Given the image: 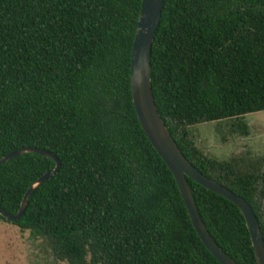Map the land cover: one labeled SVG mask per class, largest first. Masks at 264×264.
I'll list each match as a JSON object with an SVG mask.
<instances>
[{"label":"trees","instance_id":"1","mask_svg":"<svg viewBox=\"0 0 264 264\" xmlns=\"http://www.w3.org/2000/svg\"><path fill=\"white\" fill-rule=\"evenodd\" d=\"M140 0H0V158L49 152L57 172L6 222L49 249L44 264H220L194 231L172 174L136 118L129 91ZM151 95L168 134L206 178L251 208L264 247V170L218 160L186 128L264 111V0H162L149 54ZM54 162L0 164V209L14 215ZM197 214L235 264H255L243 218L187 179Z\"/></svg>","mask_w":264,"mask_h":264},{"label":"water","instance_id":"2","mask_svg":"<svg viewBox=\"0 0 264 264\" xmlns=\"http://www.w3.org/2000/svg\"><path fill=\"white\" fill-rule=\"evenodd\" d=\"M162 0H140L136 29L131 45L129 68V91L131 103L138 123L148 142L173 176L178 192L185 206L189 221L202 244L220 264H235L212 241L197 214L187 179L211 191L234 205L240 212L253 249L255 264H264V247L257 220L250 206L240 197L234 195L220 184L206 178L184 158L174 140L168 134L156 110L150 89L149 54L155 31L159 24ZM37 154L54 162L51 171L40 176L23 194L19 209L14 215H8L0 209V216L6 222L18 220L25 208L31 192L44 181L53 176L59 162L53 154L22 148L0 158V164L23 154Z\"/></svg>","mask_w":264,"mask_h":264},{"label":"rangeland","instance_id":"3","mask_svg":"<svg viewBox=\"0 0 264 264\" xmlns=\"http://www.w3.org/2000/svg\"><path fill=\"white\" fill-rule=\"evenodd\" d=\"M243 121L247 125L245 136L233 130V120L203 123L186 130L194 146L206 156L218 160L233 157L256 161L259 171H263L264 111L247 114ZM44 263H50V255L42 240H31L28 232H21L8 223H0V264Z\"/></svg>","mask_w":264,"mask_h":264}]
</instances>
